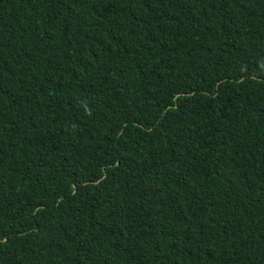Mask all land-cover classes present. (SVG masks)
Wrapping results in <instances>:
<instances>
[{
	"label": "trees",
	"instance_id": "obj_1",
	"mask_svg": "<svg viewBox=\"0 0 264 264\" xmlns=\"http://www.w3.org/2000/svg\"><path fill=\"white\" fill-rule=\"evenodd\" d=\"M0 264H264V0H0Z\"/></svg>",
	"mask_w": 264,
	"mask_h": 264
}]
</instances>
